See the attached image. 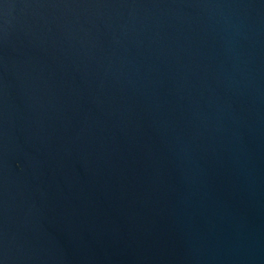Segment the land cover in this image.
Returning a JSON list of instances; mask_svg holds the SVG:
<instances>
[{
    "label": "water",
    "instance_id": "1",
    "mask_svg": "<svg viewBox=\"0 0 264 264\" xmlns=\"http://www.w3.org/2000/svg\"><path fill=\"white\" fill-rule=\"evenodd\" d=\"M0 264H264V0H0Z\"/></svg>",
    "mask_w": 264,
    "mask_h": 264
}]
</instances>
